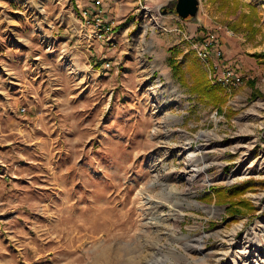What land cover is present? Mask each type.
Here are the masks:
<instances>
[{
    "label": "rangeland",
    "instance_id": "rangeland-1",
    "mask_svg": "<svg viewBox=\"0 0 264 264\" xmlns=\"http://www.w3.org/2000/svg\"><path fill=\"white\" fill-rule=\"evenodd\" d=\"M135 1L103 71L69 0H0V264H264V0H199L182 41Z\"/></svg>",
    "mask_w": 264,
    "mask_h": 264
},
{
    "label": "crops",
    "instance_id": "crops-1",
    "mask_svg": "<svg viewBox=\"0 0 264 264\" xmlns=\"http://www.w3.org/2000/svg\"><path fill=\"white\" fill-rule=\"evenodd\" d=\"M71 4V9L73 10L72 15L77 17L75 19L78 23H75V29L79 27L80 32L84 33L86 36V41L90 46H93V52L91 53L92 61L98 65L99 69L106 70L109 66V62L106 61V54L103 53L104 46L112 45V41L123 40L124 37H127L130 29H134L140 26L138 18L134 15L132 17V22L128 24V15L130 13V6L133 7L137 2L135 0H69ZM43 10V8H42ZM205 11V9H202ZM29 11L28 9L25 13ZM30 21H34L37 17L35 11L31 10V13L28 15ZM101 20L103 23H108L111 25V28H115V31H111V36L109 39L105 38V35L95 36L94 31L96 28V21ZM162 24L166 25L169 30L174 31V36L179 37V41L186 39L187 37H195V39H202L203 29L206 28L205 23L207 22L204 17H201V23L187 20H182L175 15L167 14L160 17ZM104 25V24H103ZM75 32H72V36L77 35ZM78 31V33L81 35ZM99 32L103 33L102 29H99ZM120 32V33H119ZM113 35V36H112ZM77 38V37H76ZM83 38V37H82ZM85 38V37H84ZM78 39V38H77ZM81 40V38H80ZM217 41V39H214ZM182 44V43H181ZM223 63L225 64L223 58ZM226 65V64H225ZM1 256H3L0 253ZM3 264H8L4 261Z\"/></svg>",
    "mask_w": 264,
    "mask_h": 264
},
{
    "label": "built area",
    "instance_id": "built-area-1",
    "mask_svg": "<svg viewBox=\"0 0 264 264\" xmlns=\"http://www.w3.org/2000/svg\"><path fill=\"white\" fill-rule=\"evenodd\" d=\"M104 24V25H103ZM96 30L94 31L95 36H102V34L105 35L106 39H109L111 36V25L108 23H103L101 20L96 21ZM99 29L103 30L102 32H99ZM194 47L197 49V53L201 57H207L210 56L217 61H210L208 64H210L213 68L211 70V75L209 74V77L211 78V81L217 85H220L222 87H226L230 89V87H233L237 84V81L235 80L233 70L229 66H226L222 61V51L219 49L216 41H213L212 39L210 41H204V42H197L193 43ZM212 48V53L209 51V49ZM205 54V55H204ZM207 54V55H206ZM212 54V56H211ZM207 58H205L206 61ZM223 69V70H222Z\"/></svg>",
    "mask_w": 264,
    "mask_h": 264
},
{
    "label": "water",
    "instance_id": "water-1",
    "mask_svg": "<svg viewBox=\"0 0 264 264\" xmlns=\"http://www.w3.org/2000/svg\"><path fill=\"white\" fill-rule=\"evenodd\" d=\"M199 10V0H168L167 4L159 6V12L163 15L172 14L182 20L189 19L197 23L200 21Z\"/></svg>",
    "mask_w": 264,
    "mask_h": 264
},
{
    "label": "trees",
    "instance_id": "trees-1",
    "mask_svg": "<svg viewBox=\"0 0 264 264\" xmlns=\"http://www.w3.org/2000/svg\"><path fill=\"white\" fill-rule=\"evenodd\" d=\"M264 54V53H263ZM257 55H261V54H257ZM250 84H251V86H253V84H254V81H250ZM220 86V85H219ZM197 88V91H201L200 89L202 88V87H196ZM214 88V87H213ZM212 101L213 102H215V103H218V101H217V97H213L212 98ZM242 191H239V190H237L235 193L236 194H240ZM233 193H234V191H233ZM233 193L232 194H230V195H228L229 197H231V196H233ZM215 196H217L218 198H221V200H224L225 199V197H226V193L222 190V189H218V190H216V192H215ZM231 199V198H230ZM241 202H244V203H246V204H248L247 202H245V201H241ZM230 208V211L232 212V213H239V211H240V209L237 207V205L236 206H230L229 207Z\"/></svg>",
    "mask_w": 264,
    "mask_h": 264
},
{
    "label": "bare ground",
    "instance_id": "bare-ground-1",
    "mask_svg": "<svg viewBox=\"0 0 264 264\" xmlns=\"http://www.w3.org/2000/svg\"><path fill=\"white\" fill-rule=\"evenodd\" d=\"M155 17H153V19H154ZM157 21V20H156ZM158 23V22H157ZM251 245L253 246V243H248V245L246 246V248L247 247H251ZM245 252H247V251H245ZM260 255H261V257H263L264 256V248H259V252H258Z\"/></svg>",
    "mask_w": 264,
    "mask_h": 264
}]
</instances>
